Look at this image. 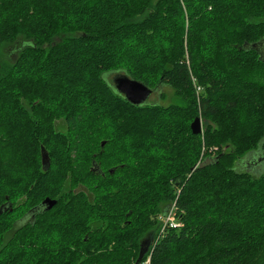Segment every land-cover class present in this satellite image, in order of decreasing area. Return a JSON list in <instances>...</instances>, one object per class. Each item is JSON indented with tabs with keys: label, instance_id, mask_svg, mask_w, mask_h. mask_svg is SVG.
Listing matches in <instances>:
<instances>
[{
	"label": "trees",
	"instance_id": "16d2710c",
	"mask_svg": "<svg viewBox=\"0 0 264 264\" xmlns=\"http://www.w3.org/2000/svg\"><path fill=\"white\" fill-rule=\"evenodd\" d=\"M260 40L264 0H0V264H264Z\"/></svg>",
	"mask_w": 264,
	"mask_h": 264
},
{
	"label": "water",
	"instance_id": "95a60500",
	"mask_svg": "<svg viewBox=\"0 0 264 264\" xmlns=\"http://www.w3.org/2000/svg\"><path fill=\"white\" fill-rule=\"evenodd\" d=\"M261 41L262 40L254 43L253 45L255 49L260 53V58L263 59V53L260 52L256 47V45L259 44ZM112 81L114 89L118 93L124 95V97L130 103L135 105L146 103L149 100V97L155 91V88H151L142 81L132 78L128 74L120 71L116 72ZM191 128L195 134L202 132V123L199 117H197L192 122ZM42 163L44 168L47 169V167L49 166V156L44 147H42ZM55 203L56 200L47 197L46 199H44V201H42L40 206L42 207V210H48L52 208ZM2 210L3 206L1 207L0 212H2ZM142 254L143 252L141 251L140 257L142 256Z\"/></svg>",
	"mask_w": 264,
	"mask_h": 264
},
{
	"label": "rangeland",
	"instance_id": "374dc122",
	"mask_svg": "<svg viewBox=\"0 0 264 264\" xmlns=\"http://www.w3.org/2000/svg\"><path fill=\"white\" fill-rule=\"evenodd\" d=\"M20 44V43H19ZM17 46H19V45H17ZM15 46H13V47H11V46H8V47H6V49H5V53L7 54V51L8 52H11L12 50H13V48H14ZM14 55H15V53H13L12 54V56H10V57H14ZM105 74H107L106 75V78H107V80L108 81H110V82H112L113 83V77H114V75L116 74L115 72H111V73H105ZM161 90H164V94H165V97L164 98H162L161 99V102L162 103H165V104H168V103H170L172 100H173V90L171 89V88H169V87H165L164 89L162 88ZM159 96H160V91L159 90H156V91H154L153 92V94L149 97V101L150 102H156V101H160V99H159ZM200 119H201V123H202V128L204 129L205 128V125H206V120L202 117V116H200ZM55 125H56V129L58 130V131H65L66 130V125H65V122H64V120L63 119H57L56 121H55ZM206 152V151H205ZM205 152H204V155H205ZM216 153H217V149H216V147L215 148H212L211 149V156H213V157H207L204 161H203V163H208V162H211V161H213V158H214V156L216 155ZM203 157V156H202ZM175 212V211H174ZM175 215V214H174ZM163 224V222H162V219H161V216L159 217V225H158V229H159V227L161 226ZM157 230V229H156ZM155 230V231H156ZM152 233H153V231H152ZM143 242H146V240H145V238H144V241ZM152 241L150 242V244H149V247L151 248V246H152ZM148 247V248H149ZM147 252V251H146Z\"/></svg>",
	"mask_w": 264,
	"mask_h": 264
},
{
	"label": "built area",
	"instance_id": "2783aa9c",
	"mask_svg": "<svg viewBox=\"0 0 264 264\" xmlns=\"http://www.w3.org/2000/svg\"><path fill=\"white\" fill-rule=\"evenodd\" d=\"M162 219V231H165L170 227H179L181 225L180 222L177 221L173 210H170L166 215H163Z\"/></svg>",
	"mask_w": 264,
	"mask_h": 264
},
{
	"label": "flooded vegetation",
	"instance_id": "af4514ba",
	"mask_svg": "<svg viewBox=\"0 0 264 264\" xmlns=\"http://www.w3.org/2000/svg\"><path fill=\"white\" fill-rule=\"evenodd\" d=\"M17 50H18V46L16 45V46L13 48V50L10 52V55L12 56L13 53H15V55H16ZM15 55H14V57H15ZM12 58H13V57H12ZM152 94H153V93H152Z\"/></svg>",
	"mask_w": 264,
	"mask_h": 264
}]
</instances>
